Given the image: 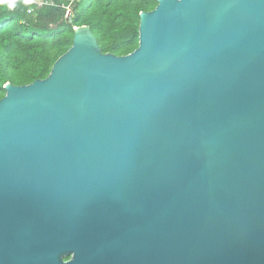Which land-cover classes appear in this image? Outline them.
<instances>
[{
	"label": "water",
	"instance_id": "obj_1",
	"mask_svg": "<svg viewBox=\"0 0 264 264\" xmlns=\"http://www.w3.org/2000/svg\"><path fill=\"white\" fill-rule=\"evenodd\" d=\"M155 1L4 86L0 264H264V0Z\"/></svg>",
	"mask_w": 264,
	"mask_h": 264
},
{
	"label": "trees",
	"instance_id": "obj_2",
	"mask_svg": "<svg viewBox=\"0 0 264 264\" xmlns=\"http://www.w3.org/2000/svg\"><path fill=\"white\" fill-rule=\"evenodd\" d=\"M29 1L0 0V99L7 83L45 79L72 46L76 27L88 26L104 54L132 53L139 44L140 14L157 6L155 0Z\"/></svg>",
	"mask_w": 264,
	"mask_h": 264
},
{
	"label": "built area",
	"instance_id": "obj_3",
	"mask_svg": "<svg viewBox=\"0 0 264 264\" xmlns=\"http://www.w3.org/2000/svg\"><path fill=\"white\" fill-rule=\"evenodd\" d=\"M27 3H30V1L29 0H25ZM38 4V6H41L42 5V3H37Z\"/></svg>",
	"mask_w": 264,
	"mask_h": 264
}]
</instances>
